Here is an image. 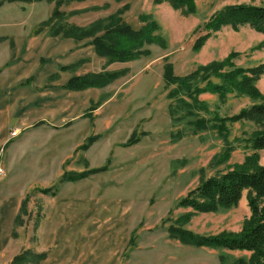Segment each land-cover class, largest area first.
Here are the masks:
<instances>
[{
  "label": "rangeland",
  "instance_id": "obj_1",
  "mask_svg": "<svg viewBox=\"0 0 264 264\" xmlns=\"http://www.w3.org/2000/svg\"><path fill=\"white\" fill-rule=\"evenodd\" d=\"M3 1L0 34L7 32L10 40L15 31L27 37L35 33L42 22L51 18L57 5L55 0ZM239 4L264 5V0H195L196 9L189 14L168 1L154 0H71L60 6L64 16L53 19L52 27H85L98 20L108 24V17L114 16L112 23L120 18L136 30L154 23L161 42L140 47L149 50L148 55L108 62L97 54L94 37H87L83 43L90 44L84 46L88 63L76 70L82 72L80 75L72 77L105 71H120V75L88 91L56 95L54 99L59 101L78 102L81 97L89 100L85 108H79V103L68 108L74 121L62 125L66 118L53 120L58 130L50 132L48 126L30 130L29 126L37 122L49 124L50 119L42 120L45 116L33 120V124L20 123L21 130L12 129L13 140L0 154V264H8L24 249L40 252L41 225L52 198L41 189L50 187L58 193L130 198L132 239L125 254L116 256L117 264H245L250 260L251 251L184 244L171 237L168 230L171 225H180L204 236L237 233L256 217L253 203L258 210L264 209V193L251 189L243 191L236 205L211 212H198L180 204L191 190L212 176L235 167H264V148L252 144L254 137L264 132V117L230 121L258 99L204 92L199 99L207 103V109L195 106V113L188 115L170 96L177 86L165 79L166 66L171 65L175 75L186 76L232 54L236 66L264 69V32L249 26L211 30L204 44L195 48L197 39L208 33L204 24L212 16ZM52 27H45L42 33H50ZM105 32L101 30L97 35ZM212 79L220 81L215 76ZM256 86L264 96V72ZM25 111L18 113L23 121ZM217 121L225 122L226 128L215 127ZM96 135L98 139L91 143L89 140ZM131 137L135 140L129 144ZM106 165V170L83 181H61L66 173ZM26 196L30 216H25L24 226L14 230L11 214L18 213ZM38 220L40 226L34 231ZM113 248L120 253L124 247Z\"/></svg>",
  "mask_w": 264,
  "mask_h": 264
},
{
  "label": "trees",
  "instance_id": "obj_2",
  "mask_svg": "<svg viewBox=\"0 0 264 264\" xmlns=\"http://www.w3.org/2000/svg\"><path fill=\"white\" fill-rule=\"evenodd\" d=\"M8 1L13 2L22 0ZM23 1L31 2L32 0ZM55 1L57 5L53 10L51 18L42 22V27H40L42 29L39 28L36 31L37 34H41L43 29L47 26L52 27L53 19L63 17L64 13L60 10V6L71 0ZM154 1L156 3L168 1L174 8L182 9L186 14L194 12L196 9L195 0ZM3 2V0H0V7L3 5ZM108 18V24L105 20H98L85 27H79L75 24H59L58 26L52 27L48 35L77 39L94 37L92 44H94L97 54L106 57L108 62L128 61L142 55H148L150 51L141 49L142 46L161 42V37L157 35V29L154 23H148L149 25L147 24L136 30L129 24L121 22L120 18H116L114 23H112V18H114V16ZM223 26H231L234 29L241 28L242 26H249L255 31L264 32V5L239 4L224 8L213 15L204 24V29L207 30L208 33L197 39L195 48L199 49L204 44L207 37L211 35V30H218ZM104 29H106V32L102 36L97 35L99 31ZM127 38H129L131 42L128 41ZM232 56L233 54L222 61H215L209 65L201 66L196 71L186 76L175 75L172 66H166V82L169 85L175 84L177 86L171 91L170 96L174 97L175 100L177 99L178 104L185 109L186 114H194L195 106H201L200 108L203 110L207 109V103L199 99L200 94L204 92H218L223 96L232 93L239 95L244 94L259 100L258 103L230 117V121L247 117H254L256 119L264 117V96L259 93L256 86V80L263 74L264 69L261 66L253 68L236 66L232 60ZM70 67L71 66H65L63 69L67 70L70 69ZM119 72L120 71H105L75 76L67 82L65 87L70 90L78 91L90 87L103 86L118 77L120 75ZM212 76L220 79V81L214 82ZM56 77H58V74L53 76V78ZM185 97H187L188 100L185 99ZM217 116L218 118L220 117L219 114ZM202 120L206 122L205 119ZM220 122L217 121L218 124L216 123L215 127L219 130L221 128L225 129V122ZM97 139L98 135L91 137L89 141L93 143ZM134 140V137H131L129 144ZM252 144L257 149L264 148V132L254 137ZM85 147L88 148L87 145H84V148ZM235 168L236 169L232 171L206 179L197 188L191 190L187 196L180 201V204L192 207L198 212H211L220 208L236 205L245 189H251L252 191L259 192V194L264 193L263 166L256 165L254 169H245L243 167ZM106 169L107 165L81 172H69L62 176L61 181H77ZM41 192L52 196L58 193L51 187L41 189ZM252 201L254 200L252 199ZM28 204L29 197L26 196V198L22 200L18 214L15 217L14 230L26 224L25 216H30ZM252 205L256 217L248 220L240 232L217 236H204L196 234L180 225H171L168 228L169 234L171 237L179 239L184 244L199 247H223L231 250L251 251L252 256L245 264H264V209L258 210L255 203ZM37 218L39 220L41 219L39 213H37ZM39 220L34 225V231L40 226ZM48 255L49 251L36 252L28 248L17 253L9 264H38L45 260Z\"/></svg>",
  "mask_w": 264,
  "mask_h": 264
},
{
  "label": "crops",
  "instance_id": "obj_3",
  "mask_svg": "<svg viewBox=\"0 0 264 264\" xmlns=\"http://www.w3.org/2000/svg\"><path fill=\"white\" fill-rule=\"evenodd\" d=\"M84 39L36 32L27 37L15 31L10 40L7 32L0 34V154L13 140L12 129L21 130L20 123L28 121V124H33L36 122L33 120L45 116L42 120L50 119L47 121L49 124L37 122L29 126L30 130L48 126L53 132L58 130L53 127V120L66 118L62 125L74 121L71 117L74 114L68 108L78 106V103L81 105L79 108L88 106V97H81L78 102L54 99L59 93L67 96L88 91L65 87L73 75L82 73L76 70L88 63L87 47L84 46L89 43L84 44ZM76 65L78 67L74 68ZM65 66L71 67L64 70ZM56 74L58 77L53 78ZM21 111L26 113L24 121L18 116ZM87 178L66 183H77ZM102 195L66 192L51 195L41 225L39 247L40 252H52L40 264H117V259L125 254L132 239V202L125 196L114 197L118 195L112 194L110 199ZM2 203L0 200V205ZM11 215L14 228L16 215ZM112 247H124V251L117 253ZM116 256L119 257L115 260Z\"/></svg>",
  "mask_w": 264,
  "mask_h": 264
},
{
  "label": "built area",
  "instance_id": "obj_4",
  "mask_svg": "<svg viewBox=\"0 0 264 264\" xmlns=\"http://www.w3.org/2000/svg\"><path fill=\"white\" fill-rule=\"evenodd\" d=\"M2 171V168H0V172Z\"/></svg>",
  "mask_w": 264,
  "mask_h": 264
}]
</instances>
